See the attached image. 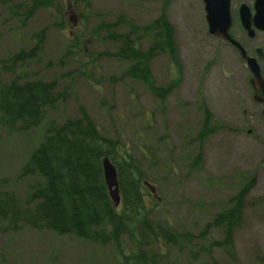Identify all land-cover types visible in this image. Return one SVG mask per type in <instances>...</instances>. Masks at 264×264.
Returning <instances> with one entry per match:
<instances>
[{
    "label": "rangeland",
    "instance_id": "rangeland-1",
    "mask_svg": "<svg viewBox=\"0 0 264 264\" xmlns=\"http://www.w3.org/2000/svg\"><path fill=\"white\" fill-rule=\"evenodd\" d=\"M255 0H230L231 35L248 56L256 59L264 80V32L250 40L241 28V5L253 15ZM19 11L0 5V61L29 51L35 35L44 31L40 51L16 67L21 82L55 83L61 100L43 117L42 124L26 133L0 127V194L12 195L22 207L34 179L22 178L21 168L42 141L51 122L77 119L82 109L100 134L119 140L155 187L157 201L144 191L149 219L174 233H190L194 240L180 247L163 239L148 240L157 264H263L264 258V119L253 101L250 73L238 52L207 33L201 0H52L25 21ZM164 11L174 28L178 67L165 53L149 63L155 88H174L161 102L141 81L127 76L129 62L117 58L121 43L91 32L101 22L113 23L122 15L135 26H145ZM72 17L77 23L73 26ZM116 33L124 35L125 28ZM149 38L135 43L146 52ZM254 48L263 52L257 57ZM112 55V56H111ZM12 79L0 74V82ZM204 108L221 130L208 136L201 149L194 141L204 120ZM200 154L199 167L192 165ZM246 182L241 225L233 233V253L213 242L223 240L212 220ZM148 191V190H147ZM149 193V192H148ZM208 227L207 231L206 228ZM125 250L131 248L122 238ZM206 250H210L209 253ZM0 264H123L114 248L89 243L72 235L47 230L5 226L0 221Z\"/></svg>",
    "mask_w": 264,
    "mask_h": 264
},
{
    "label": "trees",
    "instance_id": "trees-1",
    "mask_svg": "<svg viewBox=\"0 0 264 264\" xmlns=\"http://www.w3.org/2000/svg\"><path fill=\"white\" fill-rule=\"evenodd\" d=\"M0 0V5L21 10V4H10ZM22 15L29 21L37 8L46 7L52 0H28ZM88 1V0H85ZM125 28L119 35L117 28ZM112 43H121L113 56L129 62L127 76L141 81L161 102L174 88L173 84L164 89L155 88L150 75L149 63L157 55L165 53L173 65L178 67V53L174 42V28L164 11L151 23L135 26L132 21L120 15L113 23L101 22L91 35L98 33ZM44 31L35 35L32 48L19 51L0 61V74L12 79L0 82V127L11 133H26L37 129L45 113L53 110L61 100L55 91V83L43 81L21 82L16 67L32 60L40 51ZM149 38L146 52L135 48V43ZM111 55V56H112ZM212 114L204 108V120L194 138L201 149L205 139L221 130ZM108 158L116 167L120 204L115 207L106 187L102 161ZM198 154L192 165L199 167ZM22 178L34 179L27 187L22 207L12 195L0 194V221L5 226L27 227L35 231L47 230L58 236L72 235L89 243L110 244L123 264H157L152 250H145L148 240L180 247L189 245L194 236L188 232L174 233L149 219L146 207L142 172L125 151L119 140H112L100 134L95 123L80 109V117L64 120L60 125L51 122L42 141L29 154L23 164ZM246 182L227 202L211 226L223 232L221 242H213L208 249L218 247L228 255L233 253V233L241 225L243 203L252 188ZM208 227L205 231H207ZM131 244L125 250L122 238ZM210 250H206L209 253ZM264 264V258L260 260Z\"/></svg>",
    "mask_w": 264,
    "mask_h": 264
},
{
    "label": "water",
    "instance_id": "water-1",
    "mask_svg": "<svg viewBox=\"0 0 264 264\" xmlns=\"http://www.w3.org/2000/svg\"><path fill=\"white\" fill-rule=\"evenodd\" d=\"M204 6L205 21L207 25V33L209 36L227 42L235 48L241 59L250 73L249 84L253 91V101L261 104L262 117L264 119V81L261 76V69L255 58L247 55L243 47L235 41L229 34L232 27V19L230 15V0H201ZM239 18L243 30L249 39H253L256 31L264 32V0H256L254 3V15L252 16L249 8L242 5L239 9ZM73 25L76 22L73 21ZM255 55L262 57L263 52L256 49ZM103 177L109 195L117 207L120 202L117 172L116 167L111 163L108 158L102 161ZM144 186L148 189L149 193L159 201L156 195L155 187L151 186L148 182H144Z\"/></svg>",
    "mask_w": 264,
    "mask_h": 264
},
{
    "label": "flooded vegetation",
    "instance_id": "flooded-vegetation-1",
    "mask_svg": "<svg viewBox=\"0 0 264 264\" xmlns=\"http://www.w3.org/2000/svg\"><path fill=\"white\" fill-rule=\"evenodd\" d=\"M238 18H239V16H238ZM256 50V48H254V51ZM253 93V92H252ZM261 107H262V105H260ZM262 109V108H261Z\"/></svg>",
    "mask_w": 264,
    "mask_h": 264
}]
</instances>
